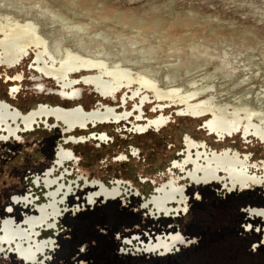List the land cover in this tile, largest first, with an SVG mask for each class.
I'll list each match as a JSON object with an SVG mask.
<instances>
[{
    "label": "flooded vegetation",
    "instance_id": "flooded-vegetation-1",
    "mask_svg": "<svg viewBox=\"0 0 264 264\" xmlns=\"http://www.w3.org/2000/svg\"><path fill=\"white\" fill-rule=\"evenodd\" d=\"M6 15L11 16L2 14L0 20ZM25 21L31 20L21 19L19 24L24 25ZM5 23H0V66L5 70L0 77H5L6 82H13L6 87L7 95L16 98L20 92L19 82L24 75L15 70L31 55L29 69L34 77L33 86L40 93L45 91L59 100L75 101L83 97L86 87L99 99L89 109L81 103L63 106L38 102L22 111L7 99L0 98L22 114L36 110L39 105L57 109L54 116L49 115L52 112L40 111L28 116L23 123L20 119L11 121L7 118L0 123V144L13 147L24 142V133L41 126L49 128L52 133L42 147L46 157L52 156L51 143L57 138L49 166L39 171L36 170L39 167L34 168L35 171L30 170L28 175H24L26 187L22 190L19 183H15L7 203L0 209V255L17 263L19 261V264H53L51 253L55 249L56 256L66 254L67 249L77 241L79 250L69 264H89L95 252L87 243L90 236L82 237L85 233L75 234L74 231L69 235L71 241L65 242L67 246L63 245L66 248H62L60 241L63 237L59 233L64 227L70 228L69 220L80 222L91 217L94 214L89 211L91 207L98 206L96 213L113 212L117 207L116 200L127 197L128 206L135 207V212L126 210L127 207H121L116 212L118 217L123 216L124 220L133 222L135 232L128 235V230L116 233L118 254L148 255L150 258L117 259L121 264H202L199 257L203 254L207 256L216 247L215 244L225 240L235 244L230 258L237 259L239 264H264V237H259L264 233V156L261 154L264 148V92L263 97L255 100L258 105L248 98L220 102L209 90L202 96L204 84L199 85L194 81H188V85L185 82L173 83L169 75L165 78L170 84H165L158 75L157 78L147 76L122 59L108 58L107 48L110 44L105 38L96 45L103 47V50L97 51L102 55L95 56L89 50L82 53L74 49L65 39L54 37L50 40L49 35L43 32L41 22L11 29ZM10 31L15 32L7 36ZM54 40L61 43L58 51ZM7 70H14L15 73L8 75ZM46 80H52L55 86H49ZM133 99L139 101L134 103L131 110H127V101ZM107 100H120L121 106L106 103ZM150 102H157L153 111L159 110L160 113L145 118L143 109ZM168 107H176L172 118L178 122L177 125H170L171 120L165 115ZM70 110L73 111L68 115L63 113ZM132 115L135 118L134 129L124 130L120 137L113 126L117 127L121 120ZM183 125L190 128L199 125V128L191 129L193 137L186 134L180 140L177 134L171 133L164 139L170 144L169 151H163L161 137L165 131H176L177 127ZM56 127L61 130L57 131ZM212 136L216 139L213 140ZM109 139L112 141L107 143ZM241 139L242 144L239 142ZM90 140L99 141L100 146L107 143L106 147H101L102 150H111L115 142L120 146L113 156L119 155L120 164L125 165L126 169L123 175L111 177L114 180L112 183L92 174L78 176L77 151L83 152L85 157L95 153L86 144ZM153 142L156 145L149 152L145 174L161 167L162 161L167 158L171 160L167 167V179L152 182L143 173L137 174L140 178L137 180L125 178L126 171L138 167L136 159L128 154L126 145L131 146L133 151L137 149L140 158L144 154V147ZM258 158L261 159L256 161ZM221 186L227 190L218 196L216 191H221ZM132 189L137 194L127 195ZM193 193L197 198L192 197ZM100 200L105 205H101ZM188 207L191 217L185 219ZM141 211L148 213L144 223L138 216ZM151 221L156 225L152 227ZM173 221L179 223L177 228L174 225L166 226V222ZM220 221L227 223L229 228L208 227L218 226ZM204 230L210 233L207 238ZM46 232L50 233L49 236L43 237L42 234ZM222 232L223 236L213 238L212 235ZM180 237L185 241H195L189 245L181 244L178 241ZM149 239L151 242L148 243ZM141 243H147L145 250H142L145 246ZM248 244L252 246L246 249ZM193 247H198L199 252L191 255V258L177 263L165 261ZM158 250L162 253L171 251L159 255ZM204 264L209 263L206 261Z\"/></svg>",
    "mask_w": 264,
    "mask_h": 264
},
{
    "label": "rangeland",
    "instance_id": "rangeland-1",
    "mask_svg": "<svg viewBox=\"0 0 264 264\" xmlns=\"http://www.w3.org/2000/svg\"><path fill=\"white\" fill-rule=\"evenodd\" d=\"M6 13L10 14L11 17H19V20L28 18L31 21L33 20L34 23L37 22V24L41 22L43 32L49 35L50 40L54 37L61 40L65 39L69 45L82 53H88L89 50L92 55H102L101 52L97 51L103 50V47L96 45L104 37L106 42L110 44V47L107 48L108 58L122 59L124 62L140 69V72L147 76L157 78L158 75L165 84H170L165 78L167 75L171 77V80L173 79V83L185 82L186 85L190 84L191 81L199 85L213 82L216 91L211 90V94L220 102L225 100L236 102L239 98H248V100H253L255 105H258L255 100L263 97L264 0H0V15ZM62 15L66 19L65 22H67L63 26L81 25L83 30L65 31L60 23L53 20L56 19L59 22L63 18ZM57 42L58 40H54V45L56 50L57 48L59 50L61 43ZM138 50H149L150 57L140 58L135 56L134 53ZM130 57L132 58L130 59ZM30 58L31 55L15 70L22 72L24 75V79L19 82L21 88L16 98L7 95L6 87H10L13 82H6L5 77H0V98L7 99L22 111L38 102L63 106L81 103L86 109L91 108L98 102L99 97L97 94L86 87L83 90V97L75 101L59 100L58 97L45 93V91L40 93L33 86L35 82L32 79L34 78L33 73L29 69L30 61H32ZM205 59L207 60L205 61ZM15 71L7 70V73L13 75ZM0 74H5L3 66H0ZM46 81H48L49 86H55L52 80ZM136 101L139 100L127 101V110H131ZM106 103L121 106L120 100H107ZM155 104L157 102H150L144 106L143 117H152L160 113L159 110L153 111ZM175 110L176 107L165 109V115H168L171 120L170 125L178 124L172 118L175 115ZM133 122H135L133 115L128 119L121 120L117 127L113 126L114 132L122 137L124 130L134 129ZM198 128L199 125H194L192 128L183 125L177 127L176 131H165L161 137L162 150L169 151L170 144H167L164 139L169 137L171 133L177 134L180 140L186 134L192 136L191 129L198 130ZM56 130L60 131L61 128L56 127ZM200 131L206 133L204 130ZM51 133L52 131L49 128L41 126L36 128L35 131L24 133V142H21L18 146L0 144V209L7 203L10 196L9 192L14 189L15 183H19L22 190L26 187V176L24 175H28L30 170L35 171L34 168L39 167L36 169L39 171L43 167L49 166L57 146V138L51 143L52 156L46 157L42 147ZM154 134L157 135L158 133L154 132ZM196 139L204 140L203 138ZM212 139L215 140L216 138L212 136ZM229 140L235 141L234 139ZM111 141L109 139L107 143ZM239 142L242 144L243 140L241 139ZM107 143L102 146L106 147ZM86 144L95 153L85 157L83 152L77 151L78 176L80 174H83V176L92 174L97 178L104 177L112 183L114 180L112 181L111 177L121 175L125 171V165L120 164L119 155L113 156L119 150L118 143L112 144L113 148L111 150H102V146L97 140L87 141ZM155 145L156 143L153 142L144 147V154L140 158L137 149L133 151L131 146L126 145L128 154L136 159L138 167L126 171L125 178H136L137 180L140 179L138 175L143 173L148 175L146 178L152 182L167 179L169 175L167 167L171 161L167 158L162 161L161 167L154 168L153 172L145 174V167L149 165V152L152 146ZM232 149L236 148L232 147ZM261 154L264 156V148ZM260 159L258 158L256 161ZM16 166H20V168ZM177 172L180 173V170ZM220 190L216 191L218 196H222L227 189L221 186ZM128 194L136 195L137 191L132 189ZM192 197L197 198L194 193ZM262 199L264 200V195ZM101 201L100 204L105 205ZM116 202L117 207L113 212L96 213L98 206L95 205L89 210L94 213L91 217H86L84 221L80 222L69 220L68 225H70V228L65 229L64 227L59 233V236L63 237L60 241V244L62 243L61 247L66 248L65 242L71 241L70 233L75 231V234H82L83 232L85 234L82 237L90 236L87 243L95 249L91 258L92 261L89 264H121L120 260L117 261L120 258L149 260L150 256L148 255L118 254L119 242L116 233L128 230V235L135 232L133 230L135 225L128 219L124 220L123 216L118 217L116 211L120 210L121 207H127L126 210L135 212L136 208L128 206L129 198L127 197L125 199L119 197ZM186 211L188 213L184 218L189 219L191 210L188 207ZM147 214V211H141L138 216L141 220H144L148 216ZM166 223V226L174 225L176 228L179 226V223L175 221ZM154 225L156 223L152 222L151 226ZM208 227L214 229L220 227L224 230L229 228L228 224L222 223V221L218 226ZM138 229H141V227ZM147 229L150 230V228ZM204 233L206 238L210 236V233L206 230H204ZM49 234V232H46L42 236L47 237ZM219 235L223 236V232L212 236L217 239ZM259 237H264V233ZM54 238L57 239L56 236ZM215 245L216 247H213L206 254L208 257L204 254L199 257L202 264L206 261L209 264H239L237 259L230 258L231 253L235 250L234 243L225 240ZM251 246V244H248L246 249ZM55 250L51 253L54 257L53 264H69L73 262L74 254L79 250V245L75 241L74 246L68 248L66 254H58L57 256ZM198 252L199 248L193 247L165 261L177 263L191 258V255ZM0 264H19V261L18 263L14 262L1 254Z\"/></svg>",
    "mask_w": 264,
    "mask_h": 264
},
{
    "label": "bare ground",
    "instance_id": "bare-ground-1",
    "mask_svg": "<svg viewBox=\"0 0 264 264\" xmlns=\"http://www.w3.org/2000/svg\"><path fill=\"white\" fill-rule=\"evenodd\" d=\"M22 7V6H21ZM61 10V9H60ZM38 11V10H37ZM68 15V14H67ZM41 17V16H40ZM61 17H63L59 22H58V20H56V19H53V20H55L57 23H60L62 26L64 25V24H66L67 22H65V17L62 15ZM19 18V17H18ZM4 21V22H3ZM33 21V20H32ZM32 21H25L24 22V25H20L19 24V20L18 19H15V18H13V16L11 17V16H9V15H6L5 17H3V20H0V23L1 24H4L5 22L6 23H10V24H6L5 23V26L7 27V28H12V27H16V26H25V27H27L30 23L31 24H34ZM55 24V23H54ZM2 26V25H1ZM197 26V25H196ZM63 29L65 30V31H72V30H77V31H80V30H83V27L81 26V25H72L71 27H67V26H63ZM116 29V28H115ZM0 30H2V29H0ZM114 31V30H113ZM1 32V31H0ZM4 32V31H3ZM8 32V31H7ZM15 31H10V33L9 34H7V36H9L10 34H13ZM145 33V32H144ZM155 37V36H154ZM104 37H102L101 39H103ZM256 38V37H255ZM147 39H149V38H147ZM150 41V40H149ZM155 41H157V40H155ZM38 42V41H37ZM153 42V41H152ZM18 43V42H17ZM36 43V42H35ZM22 44H24V43H22ZM43 44V43H42ZM173 45V44H172ZM172 45H170V46H172ZM144 46V45H143ZM264 46V45H263ZM136 47V46H135ZM174 47V46H173ZM197 50V49H196ZM124 51V50H123ZM84 52V51H83ZM182 52V51H181ZM77 53V52H76ZM150 52H149V50H138V51H136L135 52V54L138 56V57H140V58H148V56L150 57V54H149ZM194 55V54H193ZM76 56V55H75ZM176 57V56H175ZM188 59V58H187ZM207 59H205V61H206ZM204 61V62H205ZM73 62V61H72ZM164 63V62H163ZM174 63V62H173ZM194 63V62H193ZM225 64H226V62H224ZM172 64V63H171ZM177 64V63H176ZM196 64V63H195ZM230 64V63H229ZM212 65H213V63H212ZM168 66V65H167ZM170 66V65H169ZM168 66V67H169ZM231 66V65H230ZM250 66V65H249ZM178 67V66H177ZM176 67V68H177ZM200 67H202V66H200ZM199 67V68H200ZM174 68V67H173ZM193 68V67H192ZM105 69V68H104ZM170 69H171V67H170ZM201 69V68H200ZM86 70V69H85ZM120 70V69H119ZM172 70V69H171ZM196 71H198V70H196ZM195 71V72H196ZM187 74V73H186ZM122 75V74H121ZM122 81V80H121ZM116 84V83H115ZM88 85V84H87ZM202 87H204V90H203V94H202V96H204L206 93V91H208L209 90V92H211V90H215L216 91V89H215V85H214V83L213 84H210V85H203ZM167 93V92H166ZM176 96V95H175ZM195 96V95H194ZM179 98V97H178ZM208 97H206L205 99H207ZM204 99V100H205ZM227 106V105H226ZM208 107V106H207ZM214 107H216V106H214ZM217 109H218V107H217ZM57 109L56 108H47L46 106H42V105H39L38 107H37V109L36 110H33V111H30V112H28V113H26V114H22L20 111H18L16 108H14V107H11V106H9L7 103H5V102H3V101H1L0 100V123H4V120H5V118H7V119H11V121H15L16 119H20V121H21V123H23V121L25 120V119H27L28 118V116H30V115H34V114H36L37 112H40V111H46V112H52V113H50L49 115L50 116H54L55 114H54V112L56 111ZM241 110V109H240ZM245 110V109H244ZM73 111V110H72ZM71 110L70 111H63V113H65L66 115H68V114H70V112H72ZM80 111H82V109H80ZM250 111H252V110H250ZM83 112V111H82ZM251 113V112H250ZM83 114H85L84 112H83ZM232 117H234V116H232ZM235 118V117H234ZM225 119V118H224ZM237 120V119H236ZM239 120V119H238ZM258 120V119H257ZM229 121V120H228ZM234 121V120H233ZM242 121V120H241ZM246 122V121H245ZM258 122V121H257ZM246 126V125H245ZM255 130V129H254ZM262 133V132H261ZM179 241V243H181V244H185V245H189L190 243H192V242H194L195 241V239H190V240H187V241H185L182 237H180V239L178 240Z\"/></svg>",
    "mask_w": 264,
    "mask_h": 264
},
{
    "label": "water",
    "instance_id": "water-1",
    "mask_svg": "<svg viewBox=\"0 0 264 264\" xmlns=\"http://www.w3.org/2000/svg\"><path fill=\"white\" fill-rule=\"evenodd\" d=\"M160 238L161 236H157V238ZM149 242H151V239H149V241H148V243ZM143 246H145V248H143L142 250H145L146 249V246H147V243L146 244H144V243H141ZM175 249H178L177 247H175ZM139 250V249H138ZM171 250H168V251H163V253H162V251L160 252L159 250H158V254L159 255H163V254H165V253H167V252H170Z\"/></svg>",
    "mask_w": 264,
    "mask_h": 264
}]
</instances>
